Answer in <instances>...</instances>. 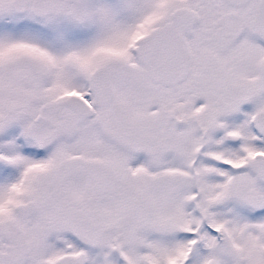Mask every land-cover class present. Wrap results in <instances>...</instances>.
Returning <instances> with one entry per match:
<instances>
[{"label": "snow or ice", "instance_id": "6c2138e0", "mask_svg": "<svg viewBox=\"0 0 264 264\" xmlns=\"http://www.w3.org/2000/svg\"><path fill=\"white\" fill-rule=\"evenodd\" d=\"M0 264H264V0H0Z\"/></svg>", "mask_w": 264, "mask_h": 264}]
</instances>
